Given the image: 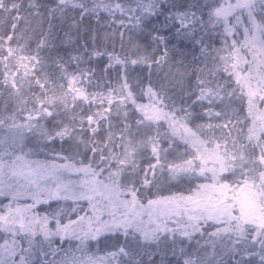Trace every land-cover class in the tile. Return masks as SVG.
<instances>
[{"label": "snow or ice", "instance_id": "snow-or-ice-1", "mask_svg": "<svg viewBox=\"0 0 264 264\" xmlns=\"http://www.w3.org/2000/svg\"><path fill=\"white\" fill-rule=\"evenodd\" d=\"M101 12L115 31H93L67 60L41 55L54 51L51 20L99 24ZM36 20L47 31L21 29ZM210 25L223 26L224 48L205 43ZM238 27L243 42L228 43ZM179 44L199 47L204 67L160 76L176 57L191 67ZM5 92L14 107H0V232L11 240L0 264H33L34 249L52 257L43 264H264V0H0ZM57 236L112 251L57 260Z\"/></svg>", "mask_w": 264, "mask_h": 264}, {"label": "trees", "instance_id": "trees-1", "mask_svg": "<svg viewBox=\"0 0 264 264\" xmlns=\"http://www.w3.org/2000/svg\"><path fill=\"white\" fill-rule=\"evenodd\" d=\"M189 2H191V0H189ZM210 2V0H209ZM232 3H235V0H231ZM207 18V17H205ZM242 20L245 21L246 23V14H244L242 17ZM51 23L53 25V33H54V51H52L51 53H49V51L45 50L43 52H41L42 56H48L49 54H51L54 58L55 57H63L65 60L68 59V57L70 55H76L77 53V49L81 48V45L83 43H89L91 44V34L93 31H98L101 35L103 33H111L113 31L116 30L115 25L111 24V17H108L107 13H103L101 12L100 14V23H97V19L96 17H86L84 20H79V18L77 17V23H73V21L71 19H54L51 20ZM48 24H49V20H36V21H32L29 24H25L22 23L20 25L21 29H25L27 28L29 30V34L31 35L33 32H35L37 35L39 34V32L41 30L47 31L48 29ZM231 24H235V20L231 21ZM209 28L211 29V35H212V39L209 40L207 37H205V43L206 44H211V48L212 49H220V48H224L225 47V43H224V29L223 26L221 25H217L214 29L211 28V25L209 26ZM128 33H125V36H127ZM197 35L199 36L200 34L197 33ZM235 38L241 42H243L244 36H243V28L242 27H238L236 30V35L233 36H229L228 37V43H231L232 39ZM23 43V41H22ZM109 44V46H111V44L113 43V41H108L107 42ZM178 42L176 40H173V44H177ZM114 44L116 47V50L119 51L120 49V39H119V35L116 36L115 40H114ZM33 49H35L36 47V36H33L32 41H31V45H30ZM179 47L181 50H183L186 53L187 58L185 60H183V64L185 66L191 64V67H181L180 64L174 63V60L179 59V57L174 58L173 61H169L168 64L163 65L159 70H157L159 72L160 76H164L167 73H176L177 71H179L180 73H184L185 71L188 72L189 75L192 74V72L194 71V69L197 68H203L204 67V58L200 56V52H199V47L193 49L191 47V45H189L188 47H185L184 44H179ZM82 50V49H81ZM213 55H215V53H213ZM221 55H226V52L221 53ZM193 56H195L196 62L195 64H192L193 61ZM250 58V57H249ZM209 63V66H211V60L209 59L207 61ZM51 63V62H49ZM104 63H107L106 59L104 60ZM87 65H81V67H86ZM102 64L101 65H97V63L95 61H93L91 67L96 68L97 71L99 72L100 68H102ZM72 68H74V64L70 67V70H72ZM46 72L49 73H54L56 75H58V73L56 72V69L53 67H48L45 69ZM138 71V70H137ZM218 75H222V76H227L226 73L222 72V65H221V73H219ZM194 79V77H193ZM4 100H9L7 93H4V96L2 98H0V107L3 106V101ZM144 102H147L146 99ZM14 107L13 103L9 100L8 103V110L11 111L12 108ZM237 107H239V104H237ZM7 133L5 129H0V135ZM180 152L184 151L183 145L181 144V148L179 149ZM31 159H37L40 161H45L47 160L49 163L55 162V163H62L63 161L57 160V161H51L48 157L44 156V155H39V156H33L31 157ZM179 162V161H177ZM2 198L0 199L1 202ZM30 201V200H29ZM52 207L55 208L56 205L55 203L52 204ZM86 207V205H85ZM49 211L47 205H37L36 206V212L39 213L40 215H43L45 213H47ZM75 217H73L74 219ZM64 222H67L66 220ZM49 227L54 229V225L50 224ZM8 239L9 241L11 240L10 236H7L5 233L0 232V242H3V240ZM51 247L53 249H61V252L57 255L56 259L60 260L63 258L64 254L67 253L69 255V257H71L72 255H75V257L80 258V257H106L107 252L112 251V249L110 248H106L104 246V244H99L97 245L95 242H92L88 248L87 253L81 252V251H77L76 250V245L78 244V241L76 240H71V242H69V238L65 237L64 240H61V238L59 236L57 237H51ZM39 240L42 242V247L44 251H48L49 250V243L46 240H43V237H39ZM196 240H200L201 244H204V242L206 240H208V237L205 236L203 240H201L200 236L196 237ZM24 247H27V243L26 242H22ZM193 246H195V241L192 242ZM211 242H209L210 244ZM188 250H192L191 248H189ZM205 251L210 252L211 248L210 246L207 247L206 249L201 250V254L203 255ZM225 250L222 248V246L218 243L217 244V252L218 253H223ZM35 255L33 256V264H43L44 259H52L51 256L48 257H43L39 254L38 251H36L34 249ZM225 259V261H227V264H231L232 261V257L228 256V255H224L223 257ZM157 259H159V257H157ZM172 264H175V260L173 259Z\"/></svg>", "mask_w": 264, "mask_h": 264}, {"label": "rangeland", "instance_id": "rangeland-1", "mask_svg": "<svg viewBox=\"0 0 264 264\" xmlns=\"http://www.w3.org/2000/svg\"><path fill=\"white\" fill-rule=\"evenodd\" d=\"M7 133H4L2 135H6ZM73 178H75V176L73 175ZM2 198L1 202L0 203H3V204H7L9 201L4 199L3 197H0V199ZM30 200V201H29ZM21 203H28V204H31L32 201L31 199L27 198V197H22L21 198ZM52 228V227H51ZM95 258H103V257H95ZM98 264H99V261H98Z\"/></svg>", "mask_w": 264, "mask_h": 264}]
</instances>
